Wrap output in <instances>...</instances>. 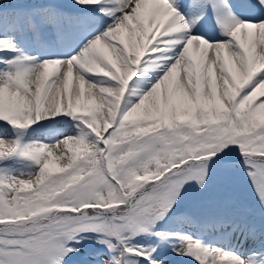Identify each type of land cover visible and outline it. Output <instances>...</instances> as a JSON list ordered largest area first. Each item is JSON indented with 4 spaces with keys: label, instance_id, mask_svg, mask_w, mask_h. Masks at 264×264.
I'll use <instances>...</instances> for the list:
<instances>
[{
    "label": "snow or ice",
    "instance_id": "obj_1",
    "mask_svg": "<svg viewBox=\"0 0 264 264\" xmlns=\"http://www.w3.org/2000/svg\"><path fill=\"white\" fill-rule=\"evenodd\" d=\"M264 0H0V264H264Z\"/></svg>",
    "mask_w": 264,
    "mask_h": 264
},
{
    "label": "rangeland",
    "instance_id": "obj_2",
    "mask_svg": "<svg viewBox=\"0 0 264 264\" xmlns=\"http://www.w3.org/2000/svg\"><path fill=\"white\" fill-rule=\"evenodd\" d=\"M261 99H264V98H261Z\"/></svg>",
    "mask_w": 264,
    "mask_h": 264
}]
</instances>
